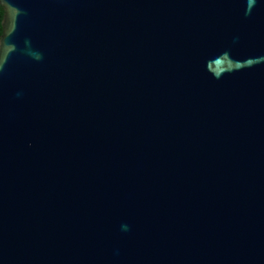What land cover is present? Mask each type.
<instances>
[{
    "label": "water",
    "instance_id": "obj_1",
    "mask_svg": "<svg viewBox=\"0 0 264 264\" xmlns=\"http://www.w3.org/2000/svg\"><path fill=\"white\" fill-rule=\"evenodd\" d=\"M0 5V264H264V0Z\"/></svg>",
    "mask_w": 264,
    "mask_h": 264
},
{
    "label": "trees",
    "instance_id": "obj_2",
    "mask_svg": "<svg viewBox=\"0 0 264 264\" xmlns=\"http://www.w3.org/2000/svg\"><path fill=\"white\" fill-rule=\"evenodd\" d=\"M3 16H4V9L3 7L0 5V37L2 35V20H3Z\"/></svg>",
    "mask_w": 264,
    "mask_h": 264
}]
</instances>
